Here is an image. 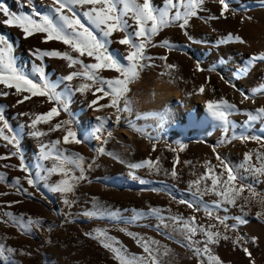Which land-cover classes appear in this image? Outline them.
Listing matches in <instances>:
<instances>
[{
    "label": "rangeland",
    "instance_id": "374dc122",
    "mask_svg": "<svg viewBox=\"0 0 264 264\" xmlns=\"http://www.w3.org/2000/svg\"><path fill=\"white\" fill-rule=\"evenodd\" d=\"M47 1L53 4V0ZM173 2L175 8L167 0H150L155 9L168 11L170 16L177 10H184L179 0ZM31 3L25 1L19 9L15 1L0 0V5L7 7L10 13L19 15H34L29 10ZM231 3L236 9L235 15L229 12L226 19L213 20L210 17L219 15L220 6L215 0H205L202 10H198L197 17L190 19L187 27L193 37L191 41L176 24L162 26L151 36L145 48V56L150 59L144 61L146 67L140 69L137 79L129 83V91L121 99V106L126 99L131 111L121 113L123 118L119 123L113 108L96 110L95 107H88L95 98L93 93L98 84L83 78L62 82L61 78L70 72L83 71L79 64L69 68V62L64 59L51 56L37 58L32 50L68 51L84 64L95 63L94 58L80 57L57 40L42 42L45 35L42 33L25 39L21 29L0 23V35L13 43L17 68L33 81L41 83L36 70L41 67L46 81L56 85L58 93L64 94L67 87L75 88L81 83L92 86L83 94L73 92L68 111L61 110L58 116L51 119V124H37V130L47 133L37 139L30 135L33 129L24 125L30 124L35 114L47 113L56 106L55 102L37 96L17 104L22 95L15 94V89L2 84L5 91L0 93L9 94L0 95V115L4 117L0 128L9 138L17 137L19 152L11 155L17 152V147L0 138V157H6L0 159V193H7L0 195V249L14 250L5 251L0 257V264H118L113 253L103 248L99 240L85 235H95L97 229L105 230L106 242L126 250L129 256H147L138 240L158 241L159 244L152 247H159L160 264H199L193 252L178 242L186 243L181 235L182 221L171 219L176 216H195L197 224H214L221 232L225 230L216 217H227L229 225L236 224L237 217L246 220V224H238L237 230H228L226 234L232 238L243 234L249 240L256 237V242L241 240L239 245H234L231 240H221L218 245L210 246L212 254L219 256L223 264H250L241 250L247 247L255 264H264V218L256 215L257 212H264V205L258 202L264 199V175L250 173L240 167L245 163L255 168L264 164V119L249 122L246 115L264 107V93L261 92L264 90V62L252 63L249 60L253 55H264V0H231ZM84 10L86 8L76 7L82 23L102 42L107 41V53L127 64L124 56L130 49L119 44V40L136 31V22L131 14L126 32L116 31L106 38L101 28L83 17ZM39 11L52 15L51 11L43 8ZM4 19L0 13V21ZM228 33L239 35L245 43L219 44L218 41ZM165 41L169 47L161 46ZM161 57L167 59L162 60ZM169 64L175 67L169 69ZM197 64L202 71L197 69ZM98 75L105 80L123 79L121 73L114 69H102ZM201 86L204 89L202 93ZM241 91L250 98L244 99ZM164 92H172L173 97L165 100L162 99L164 97H157ZM95 95L103 96V93ZM221 99L236 105V109L231 110L227 126L214 119L207 110L208 101ZM110 100L111 96H104L98 103L104 105ZM204 108L207 115L202 118ZM101 116L109 119L103 125L101 139L97 140L93 135L98 126L95 117ZM64 120L73 121L70 127L81 143L63 142L64 129L69 126L62 125L60 130L48 131L51 125ZM129 121L132 126H129ZM109 131L111 137L107 136ZM241 136L250 139L242 141ZM56 140L60 143L52 147L49 159H42L40 144L48 145ZM101 147L104 148L103 154L99 152ZM57 152L61 157L76 159L77 154L83 157L81 165L87 179L78 183L73 181L72 175L79 176L80 171L72 165L64 166L67 175L59 167L49 174L46 169L60 164ZM246 153L251 156L247 162ZM217 154L225 164L244 176L242 197L248 198L247 204L240 198L237 206H233L211 191L205 192L206 186L211 187L210 178L201 181L199 193L197 185L189 187L190 182L206 173L212 176L224 172L225 175L219 179L227 178ZM21 158L27 171L20 168ZM149 159L155 163L151 169L148 166L130 167ZM174 167L178 173L176 178L171 175ZM209 168L213 170L211 173ZM130 172L137 179H132ZM29 176L35 179V187L27 184ZM64 179L75 185L74 193L68 195L73 201L70 207L63 204L62 194L50 190L52 185ZM234 183L236 187L240 186V181ZM249 187L257 194L255 197ZM18 188L27 189L32 195L18 191ZM217 189L222 190L223 184H218ZM181 200L191 202L199 210L189 208L186 203H180ZM214 201H220L221 206L217 207ZM240 205L244 206L243 211ZM151 209H157L159 215H153ZM209 211L211 218L207 215ZM89 212L95 214L86 215ZM6 213H11V216ZM20 218H23L22 223L28 219L40 223L25 231L13 222ZM195 239H203V236L198 234ZM165 246L171 250L166 256L163 255Z\"/></svg>",
    "mask_w": 264,
    "mask_h": 264
},
{
    "label": "snow or ice",
    "instance_id": "6c2138e0",
    "mask_svg": "<svg viewBox=\"0 0 264 264\" xmlns=\"http://www.w3.org/2000/svg\"><path fill=\"white\" fill-rule=\"evenodd\" d=\"M168 4L175 8L176 4L173 0H167ZM216 3L220 6V12L218 16H212L210 19H226L227 14L231 12L235 15L236 9L232 7L231 0H215ZM183 11H175L174 15H169L168 11H159L155 9L150 3V0H53L52 6H50V11L52 15H44L40 12H35L34 15H19L16 13H10L7 7L0 5V13L5 17L4 20L0 21L8 26H14L21 29L24 38L27 39L37 33H42L44 39L42 42H48L51 40H57L63 44L70 47L71 51L77 53L78 56H88L92 57L95 60V63L84 64V62L78 57H74L68 51L61 52L59 50H50L43 51L40 49L32 50V54L37 58L43 57H58L68 61V67L73 68L76 65H80L83 71H72L68 75L61 78L62 82L67 81L71 82L74 78H83L86 81H91L99 86L95 88L93 95L95 98L89 102L88 107H95L96 110H99L104 107L113 108L117 115L115 117L116 122L123 118L121 113L125 111H131L129 102L125 99L123 107L121 106V99L129 91L128 85L130 82L137 79L140 74V69L146 67L144 61L150 59L145 56V48L148 46L151 36L155 35L162 26H168L170 24H176L181 30H183L184 35L188 40H192L193 37L187 31L189 26L190 19L198 16V10H202V6L205 3V0H179ZM86 8L83 11V17H86L89 23L95 25L97 28H101L103 31L104 37H110L114 32L121 31L126 32L129 27L128 17L131 14V18L136 22L135 27L136 31L132 34H126L122 39L119 40V44L127 45L130 49L127 54L124 56L127 64H122L120 60L115 58L113 55L106 52L107 41L102 42L93 34L88 27L82 23L80 14L77 13L76 7ZM251 19V17H248ZM59 21V22H57ZM148 22H151L150 25ZM137 40L139 42L137 43ZM229 42H238L244 44L245 41L239 35L233 33H228L224 39L218 41L219 44H225ZM163 47H169L167 41L163 42L161 45ZM162 60H166L167 57H161ZM250 62L255 63L257 61L264 62V55H253L249 57ZM169 69H173L174 65H167ZM102 69H114L115 71L121 73L123 79L105 80L99 77L98 72ZM198 70H203L200 68V65L197 64ZM37 72L39 73V79L41 83H37L29 78L27 75L20 72L16 66L15 57L13 55V43L9 42L4 35H0V84H3L6 88L15 89V94L22 95V99L17 100V104H22L25 101L30 100L32 97H46L50 102H55L56 106H53L47 113L35 114L34 118L31 119L30 124L24 125V127H30L33 131L30 132L32 137L39 139L42 136H45L47 133L36 129L37 124L45 123L51 124V119L54 116H58L60 111H68V104L72 98L73 92H79L81 94L85 93L88 90H91V85L89 83H81L78 87H67V90L64 94L58 93L56 85H53L46 81L44 70L41 67H37ZM204 91L203 86L200 88V92ZM264 93V90H261ZM27 93V95H25ZM96 93H103V96H96ZM9 93L3 92L0 95L7 96ZM241 95L244 99H249L247 93L241 91ZM104 96H111V100L108 104L100 105L98 102L100 99H103ZM236 109V105L231 104L227 99H221L219 101H208L207 110L210 115L221 122L223 125H229V115L231 110ZM21 115H28V113H21ZM247 120L249 122H254L260 119H264V107L256 109L253 111L247 112ZM4 119L3 115H0V121ZM98 121V126L93 130V135L95 139H101V131L104 123L108 121V117H95ZM73 121L64 120L62 122L51 125L49 132L60 130L62 125L69 126L64 129L65 135L63 136L64 143H81V139L78 137L77 133L72 130L70 127ZM129 126H132L131 121H129ZM5 127L7 125L5 124ZM107 136L111 137L112 133L107 132ZM0 138L7 140L10 144H14L17 147V152L11 153V155H17L19 152V142L16 136L9 138V136L4 134V129L0 128ZM71 138V140L69 139ZM240 139L248 140L250 139L247 136H241ZM60 143V140L52 142V144H40V154L42 159L47 160L51 155V149L54 145ZM155 147V146H154ZM101 154L104 153V148L99 149ZM6 157H0L4 159ZM57 159L60 160V164L54 166L53 168L46 169V171L51 174L57 171V167L60 168L61 172L67 175L65 171V165H72L73 168H78L80 175H72L71 179L75 182L87 179L84 175V167L81 165L83 157H79L77 154L76 159L69 157H61V154L57 152ZM217 160L221 162V165L226 170L227 178L225 180H220L219 177L225 175L224 172L217 175L209 176L207 173L202 175L196 181L190 182L189 187L191 188L193 184L197 185L196 191L199 193L201 190L199 185L201 181L211 179V187H205V192L211 191L215 195L222 197L223 202L237 206V200L240 198L244 199L245 204L248 203L247 197H242V193L245 191V186L243 184L244 176L239 172L234 171L229 165L225 164L222 158L217 154ZM250 154H245V161H250ZM210 163V162H209ZM148 166L150 169L155 166V163L152 160H145L138 164L130 165L131 168L136 169L140 167ZM91 167V165H88ZM244 171L264 175V164L259 168H255L252 165L247 163L240 166ZM20 168L22 171H27L26 166L24 165L23 158H21ZM68 171H71L69 169ZM213 170L208 169V172L211 173ZM132 179H137L133 173H129ZM171 175L173 178H176L178 173L173 168ZM27 184L35 187L36 181L31 176L27 177ZM236 181H240V186L236 187ZM144 183L143 180L140 181ZM17 185L20 184L19 178L16 180ZM222 183L223 189L218 190L217 185ZM75 185L69 183L67 179L61 180L58 183L51 186V191L54 193H60L63 195V204L66 206H71L73 201L68 198L69 194L74 193ZM22 191L27 195H32L27 189H17ZM249 191L253 197L257 194L249 187ZM0 195H7V193H0ZM14 202V203H18ZM260 204L264 205V199L258 201ZM180 203H186L189 208H194V210H199L195 208L191 202L181 200ZM217 207L221 206L220 201L213 202ZM241 211H243V205H240ZM153 215H159L157 209L150 210ZM95 213H86V215H94ZM7 216H11V213H6ZM209 218L212 217V213L209 211L207 213ZM258 218H264V212L256 213ZM172 220L181 222V235L184 237V241H178L182 244L183 247L189 248L193 254L198 258L199 264H223L221 258L217 255L212 254L211 245H218L221 240L229 241L231 240L234 245H239L241 240L246 242L255 243L257 238L252 237L251 240L248 239L243 234L237 235L235 238L227 235L228 230H237L238 224H246L247 221L237 217V223L229 225L227 223V217L221 218L216 217L219 225H222L224 232H221L217 225L209 224L207 226L203 224L196 223V217L184 218L182 216L171 217ZM20 220H14L13 222L18 224L25 231L29 230L32 226L40 223L38 220L28 219L26 222L22 223ZM163 222V221H162ZM27 225V227H26ZM159 227V225L157 226ZM215 229V230H214ZM200 234L203 236V239H195V237ZM86 236H89L92 239H97L100 241L101 246L105 249H108L113 253V258L118 261V264H160V253L159 247L153 248L152 245H158V241H141L138 240L137 243L143 248V252L147 256H129L126 254V250H122L118 247H114L111 243L106 242L107 232L102 229H97L96 234L85 233ZM128 235L133 236L134 234L128 233ZM105 238V239H101ZM241 250L249 258L250 264H255V261L252 259V253L247 247H242ZM12 252L13 249H0V257L4 255V252ZM171 250H165L163 255H168Z\"/></svg>",
    "mask_w": 264,
    "mask_h": 264
},
{
    "label": "bare ground",
    "instance_id": "6f19581e",
    "mask_svg": "<svg viewBox=\"0 0 264 264\" xmlns=\"http://www.w3.org/2000/svg\"><path fill=\"white\" fill-rule=\"evenodd\" d=\"M12 1H15V3H16V6L20 9H22V3H24L25 1H31L32 3L30 4V8H29V10H31L33 13H35V12H40L39 10L40 9H46V10H48V11H50V6H52V3L51 2H49V1H47V0H12ZM10 3V2H9ZM14 4V3H13ZM0 91H5V88H4V86L2 85V84H0ZM177 93V92H176ZM175 93V94H176ZM161 94V95H160ZM174 94V95H175ZM158 95H160V96H157V97H164V98H162V99H170V98H172L173 97V94H172V92L171 93H159ZM166 96V97H165ZM176 96H177V94H176ZM159 99V98H158ZM162 99H160V101H162L163 102V100ZM157 100V99H156ZM159 101V100H158ZM207 110L204 108L203 110H202V118H204L206 115H207ZM95 115H97L96 113H95ZM97 116H99V115H97ZM102 117V116H101Z\"/></svg>",
    "mask_w": 264,
    "mask_h": 264
}]
</instances>
